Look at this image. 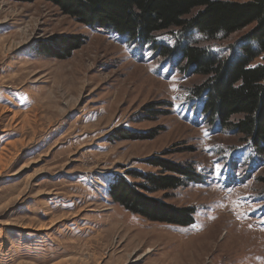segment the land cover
I'll use <instances>...</instances> for the list:
<instances>
[{
  "label": "rangeland",
  "instance_id": "1",
  "mask_svg": "<svg viewBox=\"0 0 264 264\" xmlns=\"http://www.w3.org/2000/svg\"><path fill=\"white\" fill-rule=\"evenodd\" d=\"M252 28L204 46L232 59ZM68 39L79 47L52 57ZM156 42L177 44L166 32ZM186 67L51 0H0V264H264V156L210 124L194 91L208 77ZM162 160L201 178L139 191L191 210L186 225L111 195L120 180L152 189L134 173L178 176Z\"/></svg>",
  "mask_w": 264,
  "mask_h": 264
},
{
  "label": "trees",
  "instance_id": "2",
  "mask_svg": "<svg viewBox=\"0 0 264 264\" xmlns=\"http://www.w3.org/2000/svg\"><path fill=\"white\" fill-rule=\"evenodd\" d=\"M51 1L88 26L105 28L119 36L128 35L133 41L150 43L153 50L163 57L181 56L186 68L192 69L193 74L208 77L194 93L197 96L206 95L204 113L210 124L217 122L221 128L242 135L244 141H248L259 155L264 156V63L254 65L258 58L264 56V0ZM250 26L253 28L240 38V56L220 59L204 46L218 40L221 35L229 38ZM164 32L177 40L174 47L156 42V36ZM193 33L199 34L201 39L186 45ZM78 47L72 39H68L60 46L67 55H62L58 50L52 57L65 59ZM237 115L243 118L231 122V118ZM123 133L129 135L124 139L152 138H138L129 131ZM153 164L178 176L134 173L135 178L147 181L152 189L120 180L112 187L113 199L151 221L173 222L175 219L173 223L186 225L191 210L165 207L145 198L139 190H167L181 186L183 181L180 179L198 183L201 177L192 168L169 161Z\"/></svg>",
  "mask_w": 264,
  "mask_h": 264
},
{
  "label": "snow or ice",
  "instance_id": "3",
  "mask_svg": "<svg viewBox=\"0 0 264 264\" xmlns=\"http://www.w3.org/2000/svg\"><path fill=\"white\" fill-rule=\"evenodd\" d=\"M205 135H207V133H205ZM216 173H217V175L220 174V168H219V166H216Z\"/></svg>",
  "mask_w": 264,
  "mask_h": 264
},
{
  "label": "bare ground",
  "instance_id": "4",
  "mask_svg": "<svg viewBox=\"0 0 264 264\" xmlns=\"http://www.w3.org/2000/svg\"><path fill=\"white\" fill-rule=\"evenodd\" d=\"M149 252H151V250H149Z\"/></svg>",
  "mask_w": 264,
  "mask_h": 264
}]
</instances>
